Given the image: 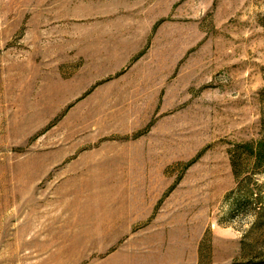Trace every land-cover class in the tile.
I'll return each mask as SVG.
<instances>
[{"label":"rangeland","instance_id":"obj_1","mask_svg":"<svg viewBox=\"0 0 264 264\" xmlns=\"http://www.w3.org/2000/svg\"><path fill=\"white\" fill-rule=\"evenodd\" d=\"M262 140L264 0H0V264H264Z\"/></svg>","mask_w":264,"mask_h":264},{"label":"trees","instance_id":"obj_2","mask_svg":"<svg viewBox=\"0 0 264 264\" xmlns=\"http://www.w3.org/2000/svg\"><path fill=\"white\" fill-rule=\"evenodd\" d=\"M250 154L253 155V157L255 156V164L264 165V140L259 142L255 151L250 150ZM231 164H232L234 173L237 174L236 164L233 158H231Z\"/></svg>","mask_w":264,"mask_h":264}]
</instances>
